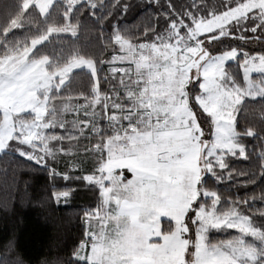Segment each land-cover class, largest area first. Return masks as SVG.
<instances>
[{"label":"snow or ice","instance_id":"6c2138e0","mask_svg":"<svg viewBox=\"0 0 264 264\" xmlns=\"http://www.w3.org/2000/svg\"><path fill=\"white\" fill-rule=\"evenodd\" d=\"M154 2L141 0L138 5L131 0H64L61 8L57 0H44L27 7L21 0L15 14L9 12L11 18L3 29L5 36L15 30V16L29 10L37 11L40 20L46 21L56 9L63 21L57 23L54 17L46 30L31 39V46L26 44L23 50L0 54L3 55L0 84L15 81L27 85V99L13 113L11 128L4 121V110L0 109V206L11 205L17 189V173L25 167L44 171L50 185L49 199L57 205H67L74 198L78 189L72 182L91 189L94 197L90 205L80 207V237L68 251L45 254L33 262L18 249L15 234L10 233L0 244V264H121L112 254V246L132 234L135 225L121 228L119 218L126 213L112 207L111 195L124 191L132 198L135 186L129 185L133 180L137 185L143 184L147 178L129 168L108 170L104 166L106 152L97 154L90 166L87 160L68 159L61 167V157L76 154L59 142L62 138L58 134H50V130L65 127L57 120V100L83 101L81 106L85 108L89 100L100 103L101 96L106 94L102 91L101 75L107 80L111 72L115 78L120 53L135 48L133 41L151 30L143 13L124 26L117 21L133 9L151 8ZM86 11L96 23L81 20ZM106 24L112 27L111 32L105 30ZM259 27L257 23L248 36L241 37L254 40L258 46L204 51L207 62L197 68L195 76L204 93L205 106L200 108L204 119L197 121L201 125L199 135L190 141L206 161L198 160L197 195L184 208L189 190L181 186L178 205L183 211V221L178 233L167 238L161 235L157 238L159 243L148 249L138 244L135 259L122 258L130 264H162L160 257L171 258L172 264H209L211 258L219 264H264V228L252 223V217L241 213L237 206L247 204L248 200L264 201V186L247 192L243 201L239 196L235 200L231 196L222 197L218 190L207 187L210 180L217 184L224 183L225 178L230 180L236 172L235 162L241 160L255 162L252 163L255 175L264 177V32L257 35ZM82 29L85 40L90 31L98 33L97 40L81 44ZM63 36L71 37V41L57 48L58 38ZM45 44L49 45V52H42ZM9 56L15 59L6 63ZM21 113L31 115L25 117ZM70 114L80 113L74 110ZM148 128L151 129V121ZM58 181L65 183L60 185ZM256 183L257 179L244 181L243 187L247 189ZM114 217L115 228L110 234L108 225L114 222ZM225 228L235 230V234L228 240L212 242L211 233ZM105 246L108 251L98 250Z\"/></svg>","mask_w":264,"mask_h":264},{"label":"rangeland","instance_id":"374dc122","mask_svg":"<svg viewBox=\"0 0 264 264\" xmlns=\"http://www.w3.org/2000/svg\"><path fill=\"white\" fill-rule=\"evenodd\" d=\"M43 2L28 0L25 6ZM254 10H258L264 20V0H248L226 13L207 20H195L193 27L185 33L180 31L179 24H172L171 29L156 43L134 44L135 48H128L117 57L120 62L115 65L116 74L121 76L120 88L129 104L125 105L123 98L121 103V97L118 99L113 96L112 100L115 98L117 101L112 104L115 112L110 117L132 124L127 132L121 131L106 139L101 149L107 153L104 166L108 170L129 168L138 176L147 178L145 183L139 185L135 180L132 181L129 185L135 186L132 198H128V193L124 191L111 195L112 207L126 213L119 218L121 228L135 225L132 234L112 246V254L121 260V264H130L123 257L135 259L138 256V244L148 249L159 243L157 238L163 235L162 220H171L175 224L173 233L163 235L165 238L178 233L183 221V211L178 205L181 186H187L189 190L184 208L197 195L198 160L199 163L206 161L199 151L194 150V144L190 143L194 136L199 135L200 126L188 100L191 88L196 83L197 68L205 64L207 59L198 67L195 66L196 61L204 51L215 49L213 43L199 40V37L217 30L226 33L229 24ZM14 59V56H9L6 63ZM26 88L25 83L15 81L0 84V109L5 112L4 121L9 128L12 126L13 113L27 99ZM203 96L201 90V94L196 97L201 108L205 106ZM97 105L92 101L89 107H78L80 114L71 118L72 125L77 122L73 128L83 133L91 128L98 131ZM21 115L27 117L31 113ZM16 120L19 121L20 117H16ZM57 120L68 125L64 116H57ZM86 120L90 123H84ZM149 121L151 129L148 128ZM52 130L50 134H53ZM115 220L114 217V222L108 225L110 234L115 228ZM98 250L108 251V248L105 246ZM159 259L162 264H172L169 257ZM209 264L219 262L211 258Z\"/></svg>","mask_w":264,"mask_h":264},{"label":"trees","instance_id":"16d2710c","mask_svg":"<svg viewBox=\"0 0 264 264\" xmlns=\"http://www.w3.org/2000/svg\"><path fill=\"white\" fill-rule=\"evenodd\" d=\"M28 0H23L26 4ZM248 0H156L151 8L133 9L128 16L123 20L117 21L120 26H124L135 19L137 14H146V24L151 29L147 35H140L138 39L133 41L135 45L156 43L159 38L164 36L170 29L172 24H179L180 31L185 33L188 28L193 27L195 20H207L213 16H217L234 9L235 7L245 3ZM21 0H0V54L6 55L9 51L15 52L23 50L25 45L31 46V39L38 37L42 30H46L48 23H60L63 18L58 15L56 9H53L52 15L46 18V21L40 20V14L35 10H29L26 13H21L15 16L14 31L4 34V26L11 18L9 12L15 14ZM133 4H140L141 0H131ZM57 3L63 8L64 0H57ZM144 16L141 15V19ZM81 20L85 23L91 21L96 23L92 17L85 12L81 16ZM259 23L256 34L264 32V20L258 10H254L247 16L237 19L229 24L227 32L221 33L219 30L210 32L199 37L202 41H211L216 49L237 48L258 46L254 40H242L241 37L248 36L254 25ZM143 27V26H142ZM105 30L112 31L109 24L105 25ZM223 34V35H221ZM98 33L88 32V40L84 39V30L80 37V43H93L97 40ZM235 36V39L232 37ZM60 43L56 44L57 48L66 45L71 41V37L63 36L58 38ZM49 45L45 44L42 52H49ZM0 55V58H3ZM107 58V57H105ZM108 79L104 80L101 75V83L104 84L103 92L106 94L101 96L100 103L97 105L99 111L98 131L89 129L87 132H79L72 125L71 118L76 116L71 115L78 107L84 108L83 101L78 100H57L55 103L57 116H64L68 120V125L61 128H54L53 134H58L62 139L59 141L66 148H70L75 152V156L61 157V167L65 166L68 159L73 162H83L87 160L91 165L93 158L97 154H103L101 149L106 143V139L114 136L118 132H127L132 123L121 122V120L110 117V114L115 112L112 100L113 96L121 97L120 102L125 105L129 101L124 99V92L120 88L119 74L115 75L109 72ZM90 79V77H89ZM55 95V88L53 89ZM117 94V95H116ZM201 94L200 82L196 80L195 85L191 88L188 104L194 114L196 120H203L204 116L200 111L201 107H197L196 97ZM92 100L87 102V107L90 106ZM108 103V104H107ZM65 105L69 107L65 108ZM89 110V109H87ZM65 111L66 115L65 116ZM60 119V118H59ZM77 121V119H75ZM73 123V124H74ZM199 124V123H198ZM200 128L201 125L199 124ZM207 126L205 125V133ZM250 144L254 141L249 140ZM90 150V151H89ZM24 163V162H20ZM25 163H28L25 161ZM234 165L236 172L232 174L231 179L225 178L224 183L217 184L214 181H207L209 189H216L222 197L231 196L233 200L239 196L240 200L247 199V192H252L255 189L264 186V177L255 175V162L238 161ZM253 163V165H252ZM83 171V169H82ZM241 172L247 175H240ZM223 175V173H219ZM257 179L255 185H250L247 189L243 187L244 181ZM63 185L64 181H58ZM74 183L77 191L74 193V198L69 204H55L49 199V183L46 181L43 170L34 171L28 168H21L17 173V189L15 197L8 208L0 206V244L8 234H15V241L18 249L25 255L26 258L33 262L44 256L45 254L62 253L68 251L72 244L80 237V221L78 219L80 207L82 205H90L93 202L94 192L91 189H86L82 184ZM259 195V193H257ZM224 206L222 200L221 207ZM241 213L252 217V223L264 228V201L248 200L247 204L240 203L237 205ZM163 235H169L175 230L174 222L171 220H162L161 222ZM235 234V230L223 229L222 231L212 232L211 241H225Z\"/></svg>","mask_w":264,"mask_h":264},{"label":"water","instance_id":"95a60500","mask_svg":"<svg viewBox=\"0 0 264 264\" xmlns=\"http://www.w3.org/2000/svg\"><path fill=\"white\" fill-rule=\"evenodd\" d=\"M206 58H204V54L200 56V58L196 61L195 66L198 67L202 62H204Z\"/></svg>","mask_w":264,"mask_h":264}]
</instances>
